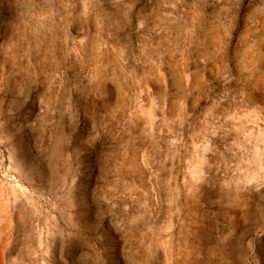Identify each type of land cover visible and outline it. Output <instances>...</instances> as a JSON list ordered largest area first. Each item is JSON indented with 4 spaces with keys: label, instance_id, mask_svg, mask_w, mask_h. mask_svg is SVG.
<instances>
[{
    "label": "rangeland",
    "instance_id": "374dc122",
    "mask_svg": "<svg viewBox=\"0 0 264 264\" xmlns=\"http://www.w3.org/2000/svg\"><path fill=\"white\" fill-rule=\"evenodd\" d=\"M0 264H264V0H0Z\"/></svg>",
    "mask_w": 264,
    "mask_h": 264
}]
</instances>
